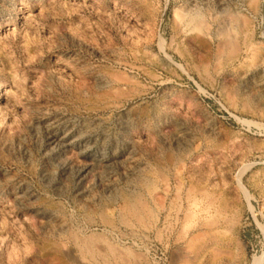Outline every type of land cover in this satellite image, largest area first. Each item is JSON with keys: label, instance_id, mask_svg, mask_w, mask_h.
Here are the masks:
<instances>
[{"label": "rangeland", "instance_id": "obj_1", "mask_svg": "<svg viewBox=\"0 0 264 264\" xmlns=\"http://www.w3.org/2000/svg\"><path fill=\"white\" fill-rule=\"evenodd\" d=\"M259 258L264 0H0V264Z\"/></svg>", "mask_w": 264, "mask_h": 264}, {"label": "bare ground", "instance_id": "obj_2", "mask_svg": "<svg viewBox=\"0 0 264 264\" xmlns=\"http://www.w3.org/2000/svg\"><path fill=\"white\" fill-rule=\"evenodd\" d=\"M194 17H195V16H194ZM188 18H189V17H188ZM192 18H193V16H192ZM195 19H196V18H195ZM198 19H199V18H198ZM196 20H197V19H196ZM188 22H189V21H188ZM189 23H191V22H189ZM192 23H193L194 26H195V23H194V22H192ZM190 25H191V24H190ZM192 26H193V25H191V28H192ZM198 28H199V27H198ZM199 29H200V28H199ZM199 31H200V30H199ZM122 77H123V76H122ZM129 77H130V76H129ZM121 79H122V78H121ZM121 79H120V80H121ZM123 80H124V77H123ZM125 80H126V78H125ZM125 80H124V82H125ZM128 80H129V79H128ZM129 83H130V82H129ZM128 86H129V85H128ZM117 89H118V87H117ZM124 89H125V88H124ZM136 199H137V198H136ZM136 199H135V201H136ZM140 203H141V202H140ZM128 204H129V203H128ZM137 204H138V203H137ZM142 204H143V203H142ZM129 205H130V204H129ZM131 206H132V204H131ZM135 206H136V205H135ZM142 206H143V205H142ZM142 206H141V207H142ZM133 208H134V207H133ZM134 210H135V209H134ZM140 210H141V209H140ZM140 210H139V211H140ZM129 211H130V210H129ZM135 211H136V210H135ZM126 212H127V211H126ZM137 212H138V211H137ZM135 213H136V212H135ZM135 213H134V214H135ZM136 214L139 215L138 213H136ZM137 215H135V216H137ZM90 238H91V237H90ZM84 239H85V238H84ZM84 239L82 238V240H84ZM92 239H93V238H92ZM88 240H89V239H88ZM90 240H91V239H90ZM90 240H89V241H90ZM85 241H87V240H85ZM85 241H82V242H85ZM80 242H81V241H80ZM104 242H105V241H104ZM104 242H103V243H104ZM89 243H90V242H89ZM76 244H77V243H76ZM85 244H86V243H85ZM94 244H96V243L94 242ZM90 245H92V243H90ZM90 245H89L88 247H90ZM106 245H107V244H106ZM77 246H78V245H77ZM79 247H81V244L79 245ZM83 247H84V246H83ZM85 247H86V246H85ZM85 247H84V248H85ZM91 247H92V246H91ZM99 247H100V246H99ZM84 248H83L82 250H84ZM109 250H111V252H112V249H109ZM86 251H88V248H87ZM92 251H93V250H92ZM109 252H110V251H109ZM112 253H113V252H112ZM88 254H89V253H88ZM253 264H260V258H259V259H255L254 262H253Z\"/></svg>", "mask_w": 264, "mask_h": 264}]
</instances>
